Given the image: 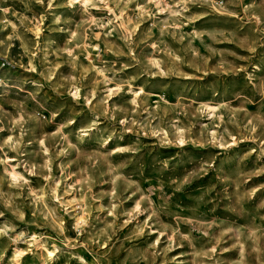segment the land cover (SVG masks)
Instances as JSON below:
<instances>
[{"label": "rangeland", "instance_id": "obj_1", "mask_svg": "<svg viewBox=\"0 0 264 264\" xmlns=\"http://www.w3.org/2000/svg\"><path fill=\"white\" fill-rule=\"evenodd\" d=\"M23 1L4 5L43 18V32L16 18V33L0 32V158L28 178L16 188L0 164L1 248L16 239L20 264H46L25 243L36 233L55 251L47 264H264V0H165L108 33L81 9L60 5L57 23ZM84 43L101 47L88 56ZM130 82L166 101L136 107ZM201 100L223 102L222 120Z\"/></svg>", "mask_w": 264, "mask_h": 264}, {"label": "bare ground", "instance_id": "obj_2", "mask_svg": "<svg viewBox=\"0 0 264 264\" xmlns=\"http://www.w3.org/2000/svg\"><path fill=\"white\" fill-rule=\"evenodd\" d=\"M9 1H11L13 3V2H18L19 0H0V32H1V34L2 33L3 34L7 33V32L8 33H16L18 31L19 26L17 25V23L15 21H13V19H15V18L19 19L20 22L23 23V24H25L27 22L32 23L31 19L28 18V16H25L24 14H22L19 17L18 13L16 12V10L11 7L12 4L4 5L5 3H8ZM33 1H35L40 6H43L47 10V12H50V14L53 16V19L57 23H60L62 21V17H61V15H59L60 13L56 12L60 5H63L64 9H67V11H69V10L74 11V10H77V9H81L85 14H87L89 16V19L91 20V22L93 24H95L96 26H99L100 28L105 29L106 33H108L109 29H115V28H117V26L121 27V30L123 28L125 31H131V30H128V28H127V26H129L131 24V21H133L131 19V15L128 14V10H130V9H133L134 11H136L139 16L145 17L146 15H150L151 14L149 8H152L153 6H155L158 9V11H160V12L165 11L166 8L170 6V3L168 1H165V0H156L155 1V5L152 4V1H154V0H150V4H147V0H33ZM189 1L190 0H182L183 4L185 5V8H187V3ZM21 2H24V1L21 0ZM94 9L99 10V12L98 13H94L93 12ZM105 13L111 14V15H109L107 17V19H108L107 22H104V21L101 20V16L104 15ZM132 17H133V15H132ZM42 22H43V18H42L41 21L37 20L36 23L33 22L32 23V25H33L32 28L28 29V30H30V32H32L37 37V39H39L41 37L42 32H43L42 25H41ZM177 25H178V23H177ZM198 31L199 30L193 29L194 35L198 36L199 35ZM70 33H71L73 39L77 38L78 35H79V33H77V31H71ZM92 35L94 36V39H96L97 41H101V37H100L101 34L93 33ZM130 35H132V34H130ZM7 36H8L7 38H9V35H7ZM89 36H90L89 33H87L85 35V37H87V38ZM125 39H126V37H125ZM21 40H22V38H21ZM102 40H103V42L106 41V39L104 37L102 38ZM3 45H4V42L0 41V47L3 46ZM92 47L95 48V49H100L101 46L98 43H96L94 45H92V44L88 45L87 43H84L83 48H84V50H85V52L87 53L88 56H90V54L92 52L89 48H92ZM70 52H72V51L70 50ZM70 55H71V53H70ZM73 56H75V54H73ZM154 64L159 66V64L156 61H154ZM95 66H93V67L96 70V74L98 76L102 77V79H103L102 82L105 85L106 84L109 85L112 78L110 79L108 77L106 71L104 69H102L103 67L102 68H97ZM31 67L34 69L33 65ZM259 69L260 68L258 66H256V70H259ZM250 77H251V75H250ZM128 85H129V89H130L129 91H131V95H132L131 98L135 102L136 107H138L140 105L139 104V100L142 99V96H147L148 97V96L154 95L157 98L162 99L163 101H166L165 93H153L154 91L153 92L152 91L149 92L148 88L146 89L141 84H138V89L135 90L136 84H134L132 82H130ZM3 86H4V80L2 78H0V88H2ZM108 87H109V91L111 92L112 91V88H110L111 86L109 85ZM117 87H118L117 89L119 91L122 90L121 86L118 85ZM138 91L140 92V94H138ZM74 97L79 102L83 100V94L81 92L80 86H78V85H75ZM210 100H201L198 103L200 105V108H202V111L205 110V112L207 114V118L209 117L208 120H210L212 122L213 121H217V119L222 120V115L223 114H222V110L221 109H222V106H223V102L216 103V102H212ZM226 105H228V104H226ZM0 109H1V107H0ZM109 109H111V105H109ZM160 132H162V134L164 135V137L166 139H169V134H168L167 130L162 129ZM85 133H87V132H85ZM178 133H179L180 141L184 142L183 129L178 128ZM222 135H223V133H222ZM230 136L232 137L234 143L237 144L238 138L236 137V135L235 134H230ZM212 137H213L214 140H218L219 139V132L214 130L213 133H212ZM223 139H224V137L222 136V138L220 140V143H219L220 147L221 146L222 147L225 146V144L223 143ZM224 140H226V139H224ZM7 144H8V146L10 148L14 147L16 149L17 147L20 146L21 142L18 141V139L10 136L7 139ZM0 147H2V146L0 145ZM25 157H28V156H25ZM17 163H18V160L14 156L13 157L12 156H6L5 158H0V164L3 166L4 172L8 175L10 183L12 185H15L16 188H25L26 185L24 183L20 182V178H23L26 181L28 180V178L25 176V174H23L20 171H18L19 164H17ZM9 167H11V169ZM31 193H33V190H31ZM34 194H35V192H34ZM45 196H46L45 193H42L41 197L38 196L39 198H35V202L37 203L38 200L45 202V198H46ZM74 200H76V199H74ZM136 206H138L137 208H139V206H140V203L137 202V201H136ZM78 221L82 222L81 219H78ZM135 228H136V231L139 232V233L140 232L142 233V231L144 229V227L140 228L138 225H136ZM1 237H2V233L0 231V261L4 262L5 258L6 259L10 258L11 259V264H20L19 261L21 260V258L23 256V251H20L19 247L17 246V240L16 239L14 240L15 248H14L13 252L9 254L7 248H1ZM47 242H48L47 239H45V238L42 239V235H37L36 233H34L33 236L30 239H27L25 243L28 244L29 247L33 248V250H31V251H36L37 252L36 254L40 255L43 263L46 262V264H47V261L48 260H52L54 254H55V251L51 250L48 247V243ZM34 248H35V250H34ZM93 264H99V263H93Z\"/></svg>", "mask_w": 264, "mask_h": 264}]
</instances>
